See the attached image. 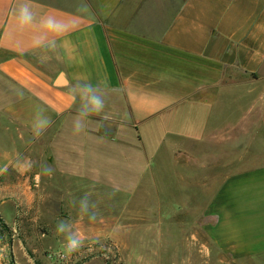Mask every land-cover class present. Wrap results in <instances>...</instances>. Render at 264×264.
<instances>
[{
  "label": "crops",
  "instance_id": "0c3cea01",
  "mask_svg": "<svg viewBox=\"0 0 264 264\" xmlns=\"http://www.w3.org/2000/svg\"><path fill=\"white\" fill-rule=\"evenodd\" d=\"M21 2L0 0V116L19 141L56 136L60 172L73 176L95 173L85 161L92 143L128 151L138 187L163 173L167 183L208 190L212 175L229 173L203 229L233 260L264 261V0H31L38 21L52 15L67 25L48 34L54 48L34 46L38 24L18 30ZM80 80L121 89L104 112L127 132L73 134L69 86ZM40 113L52 124L36 138ZM32 154L0 147V212L40 201L46 170ZM242 159L253 165L239 169Z\"/></svg>",
  "mask_w": 264,
  "mask_h": 264
},
{
  "label": "rangeland",
  "instance_id": "374dc122",
  "mask_svg": "<svg viewBox=\"0 0 264 264\" xmlns=\"http://www.w3.org/2000/svg\"><path fill=\"white\" fill-rule=\"evenodd\" d=\"M110 112L97 116L100 122L79 134L127 132ZM19 134L17 127L0 116V147L33 151L34 160L43 165L39 172L46 170L42 179L46 189L33 207L15 202L16 212L14 208V212H0V264H264L263 260L235 261L224 255L203 229L211 196L229 173L212 175L215 180L208 190L189 189L173 177L167 183L170 178L163 173L156 185L152 175H147L138 187L137 171L126 165L130 152L96 142L87 149L85 159L95 173L73 176L60 172L65 167L58 166L62 158L55 154L56 136L50 142L44 138L31 144L20 142ZM250 160L242 159L239 169L250 168ZM114 188L119 191L110 198ZM85 193L98 202L95 221L80 216L71 206L72 200ZM60 221L70 223L84 238L78 252H65L64 237L56 232Z\"/></svg>",
  "mask_w": 264,
  "mask_h": 264
},
{
  "label": "clouds",
  "instance_id": "9594fccd",
  "mask_svg": "<svg viewBox=\"0 0 264 264\" xmlns=\"http://www.w3.org/2000/svg\"><path fill=\"white\" fill-rule=\"evenodd\" d=\"M18 30H25L38 24L40 31L33 36V44L40 48H54L55 41L48 40V34L54 33L62 35L67 31V25L64 21L57 19L55 16L48 15L37 20V15L33 11L31 0H23L19 3L13 12ZM121 91L119 87L112 86L107 82H98L93 84L89 80H80L69 86V94L74 101H78L75 115L72 120L73 134H79L85 130L90 117L101 115L106 107V99L109 94H117ZM52 120L42 113L32 124L33 136L39 138L50 127ZM119 191L114 188L109 197H114ZM71 206L74 207L78 214L87 217L89 221H95L99 215V205L97 201L91 199L88 193H85L78 200H72ZM58 235L64 237L65 252L71 255L78 252L84 246V238L80 233L74 231L70 223L60 221L56 226Z\"/></svg>",
  "mask_w": 264,
  "mask_h": 264
}]
</instances>
